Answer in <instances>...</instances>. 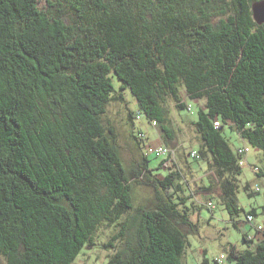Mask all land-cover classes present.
<instances>
[{"label":"trees","instance_id":"16d2710c","mask_svg":"<svg viewBox=\"0 0 264 264\" xmlns=\"http://www.w3.org/2000/svg\"><path fill=\"white\" fill-rule=\"evenodd\" d=\"M255 1L71 0L61 16L40 9L39 0H0L6 264H73L100 235L102 248L113 251L106 264H186L188 236L199 230L191 213L205 205L178 166L162 160L152 169L144 152L126 166L117 127L103 116L127 90L166 140L175 135L168 101L189 110L187 98L205 99L195 124L209 183L199 189L217 188L238 225L242 166L223 130L264 154V24L254 20ZM222 2L228 10L215 21L209 8ZM128 115L140 145L135 112ZM256 174L264 177V165ZM133 181L148 185L150 196L136 203ZM257 213L249 211L246 223ZM254 234L244 235L248 249L228 247L230 261L264 264V229Z\"/></svg>","mask_w":264,"mask_h":264},{"label":"rangeland","instance_id":"374dc122","mask_svg":"<svg viewBox=\"0 0 264 264\" xmlns=\"http://www.w3.org/2000/svg\"><path fill=\"white\" fill-rule=\"evenodd\" d=\"M71 0H39V8L50 11L51 13L67 16ZM187 4V3H186ZM185 4V5H186ZM195 10H198L196 6ZM228 10L225 3L214 5L209 8L212 19L218 21L219 18L225 17V12ZM116 86L120 84L119 79H114ZM125 101L120 98L114 99L108 105L107 113L103 116L105 122H112L116 125L119 133L118 145L121 155L128 168L131 167L134 160L141 157L143 152L149 157V164L152 169L159 171L160 159L156 158L155 154L148 152V147H157L161 143L168 144L177 149V158L175 161H169V166L177 165L184 176L190 180L192 188L196 192V197L202 203H207L211 200L216 204L210 210L206 206H200L191 213V219L198 224V232L188 236L187 250L183 255V260L186 264H215V261L222 256L221 264H236L228 259V247L236 246L237 250L248 249L251 243L247 242L244 235L247 233H256L255 229L246 223V216L252 209H257V214L254 215L255 221L259 224L264 222V214L262 206L264 205V177H260L253 170L254 166L262 167L264 165L263 151L257 147L250 146V152L246 156V161L243 157L242 174L240 176V186L237 192L240 205L244 210L235 219L239 221L236 225L231 219L228 211L219 201V190L216 188L213 192L200 190L201 182L209 183L208 178V162L205 159L197 158L190 154L193 151H200L203 143L199 137L196 128V120L198 119V110L205 106V99L187 98L192 104V110L181 109L173 101H168L170 109V126L174 128L175 135L172 139H165L161 134L159 123L154 126L144 115L138 114V104L135 96L127 90L124 92ZM129 108L135 112L134 115V131L142 132L144 135L143 142L139 145L130 135V120ZM227 137L230 146L233 150L245 145L246 143L240 138L236 130L226 126L223 130ZM141 146V147H140ZM161 173H166L167 169L160 168ZM203 178L204 180L201 181ZM249 183L251 188L246 190L244 186ZM259 183L260 191H254L253 195L249 192L253 191L254 186ZM134 195L136 203L145 200L151 194V188L146 184H140L133 181ZM248 230V231H247ZM247 231V232H246ZM107 237L109 230L104 232ZM96 244H90L85 247L73 264H106L107 259L113 251H105L101 246L103 238L99 236ZM104 237V236H103ZM104 241V240H103ZM0 261L6 264L3 257L0 256Z\"/></svg>","mask_w":264,"mask_h":264},{"label":"built area","instance_id":"2783aa9c","mask_svg":"<svg viewBox=\"0 0 264 264\" xmlns=\"http://www.w3.org/2000/svg\"><path fill=\"white\" fill-rule=\"evenodd\" d=\"M188 108H189V110H192L193 106H192L191 103L188 104ZM139 114L142 115L140 112H139ZM157 124H158L157 121H152V125L156 126ZM215 124L217 126H219L220 122L217 120V121H215ZM141 135L143 136V134H141ZM147 149H148V152L150 154L154 153L155 156L160 159V161L163 160V165L164 166H166V167H176L177 166V165L169 166V164H168L169 161H175L176 160V158H177V149L176 148H174V147H172L170 145L161 143L157 147L149 146ZM250 150H251L250 146L247 143L245 145H242V146H240V147H238L236 149V152L240 156V163L243 162V157H245L244 160L246 161V159H247L246 156L250 152ZM190 154H192L193 156H195L197 158L200 156L198 151H193ZM253 170L257 173V171L259 170V167L258 166H254ZM260 189H261V185L259 183H257L254 186V191H260ZM196 200L199 203L204 204L210 210H212L215 207V205H216L213 200H211V201H209L207 203H202L199 199H196ZM248 222L255 229V231H262L264 229L263 224L257 223L255 221V218H254L253 215H249L248 216ZM255 238H256V234L248 233L247 239L255 240ZM222 258H224V256H222L221 258L217 259V261L219 263H221Z\"/></svg>","mask_w":264,"mask_h":264},{"label":"water","instance_id":"95a60500","mask_svg":"<svg viewBox=\"0 0 264 264\" xmlns=\"http://www.w3.org/2000/svg\"><path fill=\"white\" fill-rule=\"evenodd\" d=\"M253 17L258 24H264V0L255 1L252 4Z\"/></svg>","mask_w":264,"mask_h":264},{"label":"crops","instance_id":"0c3cea01","mask_svg":"<svg viewBox=\"0 0 264 264\" xmlns=\"http://www.w3.org/2000/svg\"><path fill=\"white\" fill-rule=\"evenodd\" d=\"M245 143H246V142H245ZM241 146H242V145H241ZM247 231H248V230H247ZM247 231H246V232H247Z\"/></svg>","mask_w":264,"mask_h":264}]
</instances>
